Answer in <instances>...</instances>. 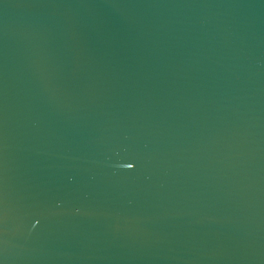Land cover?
Listing matches in <instances>:
<instances>
[{"label": "water", "instance_id": "obj_1", "mask_svg": "<svg viewBox=\"0 0 264 264\" xmlns=\"http://www.w3.org/2000/svg\"><path fill=\"white\" fill-rule=\"evenodd\" d=\"M0 264H264V0H0Z\"/></svg>", "mask_w": 264, "mask_h": 264}]
</instances>
